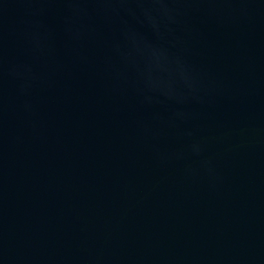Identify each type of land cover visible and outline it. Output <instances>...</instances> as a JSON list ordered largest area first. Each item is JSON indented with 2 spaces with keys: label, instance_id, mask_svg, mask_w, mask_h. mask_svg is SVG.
Returning <instances> with one entry per match:
<instances>
[{
  "label": "water",
  "instance_id": "95a60500",
  "mask_svg": "<svg viewBox=\"0 0 264 264\" xmlns=\"http://www.w3.org/2000/svg\"><path fill=\"white\" fill-rule=\"evenodd\" d=\"M0 264H264V0H0Z\"/></svg>",
  "mask_w": 264,
  "mask_h": 264
}]
</instances>
